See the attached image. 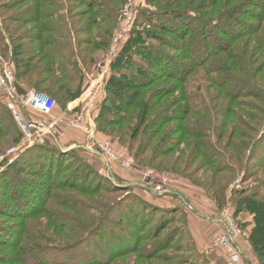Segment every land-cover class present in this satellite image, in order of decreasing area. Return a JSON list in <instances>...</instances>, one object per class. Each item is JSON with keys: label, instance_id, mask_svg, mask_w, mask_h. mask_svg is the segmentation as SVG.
Here are the masks:
<instances>
[{"label": "trees", "instance_id": "trees-1", "mask_svg": "<svg viewBox=\"0 0 264 264\" xmlns=\"http://www.w3.org/2000/svg\"><path fill=\"white\" fill-rule=\"evenodd\" d=\"M25 1L32 6L30 12L18 15L14 21L31 26L33 29L17 41L11 34L14 31L10 30L7 19L3 16L4 10L13 9L17 1H7L2 5L3 0H0V53L15 67L14 89L17 95H24L34 89L51 98L61 110H65L70 103L79 98L87 85L88 78L93 75L94 65L101 59L97 53L105 54L108 51L112 35L118 26L120 10L124 6L123 0H21L22 3ZM161 1L145 0L149 10H139L137 13L129 39L111 65L101 108L95 118L97 129L102 135L116 140L118 146L124 149L127 156L142 169L145 167L155 169L151 167L152 164L161 157L169 156L174 148L185 149L190 146L192 148L190 152H193L190 161L201 159L204 162L210 172L208 177L215 192L211 194L207 188L190 178L177 176L198 185L217 205L231 208L232 216L238 226L241 223L239 219L245 221L249 218L241 224L245 229L247 227L250 229L248 241L251 254L253 257L255 255L262 264L260 250H264V235L260 230L264 229V181L246 184V180L247 168L256 170L264 168V96L260 97L264 95V85L258 84L251 76L254 70L250 60L246 59L247 55L250 56L246 42H251L254 32L263 31L264 0H257L259 14L255 16L257 20L255 24H245L241 19L242 14L239 12L236 14V10L223 11L215 16L203 13L200 7L198 8L201 0H170L165 4ZM183 4L186 6L183 7ZM150 16L153 19L149 18ZM245 16H250L248 11ZM8 19L11 21L10 18ZM194 24L198 26L195 28ZM103 26L105 29L101 30ZM203 27H206V31L202 29ZM192 32L198 39L195 45L188 47L187 40ZM166 34L175 36L182 42V46L160 45L163 43L162 35ZM239 43L245 46V51L233 53L232 47L239 46ZM158 44L176 54L166 56L159 49ZM185 48H187V56L179 57L177 54ZM225 53H229V56L235 60L233 68L237 69L238 66V73L244 74L240 77L248 78V82L241 81L242 83L234 84L233 87L238 88L240 93L243 91L242 96L246 94L248 99L259 103L257 106L244 101L240 108L243 116H238L239 122L234 123L232 128H228L225 122L230 118L229 115L233 114L232 110L227 109L226 117L225 113L217 115L214 111L216 107L212 108L210 105L202 85L199 86L197 93L193 94L189 90L194 82L191 76L197 69H203L202 71L213 79L220 77L218 90L223 91L226 88L227 82L225 83L223 78L227 77H224V72L229 71L230 76L236 75L234 74L236 72L224 65L211 67L212 65L207 63L210 57ZM253 53L251 52V55ZM163 80L169 81L173 90L155 89L142 98L147 88ZM253 88L261 94L254 93ZM172 94L178 95L176 97L181 100L177 104L182 105L179 109H173V113L162 106L163 103L165 104V98ZM155 108H158V111L152 115ZM131 109L134 111L129 116ZM0 112L8 114L7 118H4L5 121L0 119V138L12 143L13 146L19 144L23 134L16 120L1 101ZM195 116L200 120L197 123H193L192 118ZM246 117L250 118V123L243 121ZM216 118L221 120L216 122ZM175 122L178 124L175 132L171 136L162 135L161 131ZM109 127L114 128L110 133L107 131ZM156 136L161 138L160 143L150 150L151 157L144 163L140 159L145 156L144 153H148L147 149ZM137 138H141V142L134 151L131 142L137 141ZM219 144L222 148L218 146ZM2 152L0 149V153ZM183 153L180 152L177 157L176 166ZM76 157L78 155L74 149L66 150L60 143H55L54 140L53 143L48 141L30 147L9 166L11 172L7 174L8 171L5 170L2 171L3 175L1 174L4 178L11 179L8 188L14 191L12 194L17 200L15 201L18 209L25 206L28 208V205L34 206L35 202L27 198L38 194L40 203L36 206L37 212L48 216L53 223L55 221L51 213L46 210L50 199L55 200L56 205L71 211L75 216L79 213L88 216L89 225L85 228L87 233L84 236L81 233L78 237L84 239L99 236L102 240L105 239L108 248L107 259L97 261L92 257L89 262L76 263L74 260L70 262L71 264H111L114 257L125 254L131 248L132 240L135 243L145 240L142 230L148 231V227L145 230L144 228L150 226V223L154 225L152 230H161V233L168 224L175 221L176 215L180 214L179 209H160L135 195L123 198L122 193H130L131 187L112 182L111 179L95 172L86 163V165L81 164L80 159L77 162L88 174L87 177L82 178L83 183L75 180L70 174L73 171L60 177L67 162L75 160ZM162 163L154 166L160 167ZM225 173L232 176L239 175L242 178L240 188L233 189L229 195L227 186H223L222 189L216 182L217 176ZM25 175H29L30 180ZM35 183H40V188H37ZM71 189H76L88 198L92 196L95 198L91 199L94 204L82 202L77 208L81 200L76 197H73L68 204L63 196ZM51 192L55 193L54 198L50 196ZM18 193L24 200L20 204ZM115 193H120L123 199L118 201L109 197ZM181 203L184 208L188 207L185 201ZM35 209L18 210L13 213V216L17 215V220H20L22 226L18 232L13 228L0 227V244L14 246L17 250L22 245L26 251L32 250L26 243L29 235L27 224L30 216L37 214L34 212ZM123 211L127 212L124 219H117L113 214L114 212L121 214ZM124 220L126 228L121 225ZM182 221L185 223V219L176 218L179 225ZM130 225L133 229L128 228ZM182 229L180 225L179 231L163 236L159 244L160 250L165 253L174 249V238L182 234ZM31 234L41 235L30 232ZM69 239L72 240V237ZM77 243L78 241L69 247H76ZM179 252L174 250L173 254ZM169 257L172 261L170 258L167 260L171 264H182L177 262L178 257ZM20 258V264H28L27 258L22 256ZM187 261L190 264H201L193 261L191 257H188ZM39 263L32 259V264Z\"/></svg>", "mask_w": 264, "mask_h": 264}, {"label": "rangeland", "instance_id": "rangeland-1", "mask_svg": "<svg viewBox=\"0 0 264 264\" xmlns=\"http://www.w3.org/2000/svg\"><path fill=\"white\" fill-rule=\"evenodd\" d=\"M7 1H13V0H3L2 5H4ZM14 1H17V2L14 3L13 9L4 10L3 16L5 19H7L8 27L10 28V30L14 31L11 33L13 34L14 39L19 41L23 35L25 36L26 34H29L30 32H32L33 27L27 26L24 24L23 25L18 24L14 20L17 19L18 15L30 12V9L32 8V6L26 1L24 3H22L21 0H14ZM130 1L132 0L122 1V3H124V6L120 10V16L118 18V26L112 35L109 48L117 33V30L119 29L120 23L122 22V12L127 7V4ZM161 2L165 4L167 2H170V0H162ZM185 6L186 5L183 4V7ZM137 7H138L137 13L139 12V10L140 11L149 10V8L146 7L145 0L137 1ZM199 7L201 9L200 10L201 12L206 13V14H211L214 16L223 11L236 10L235 11L236 14L237 12L242 14L241 19L242 21H244L245 24H249V23L255 24L257 22V20L255 19V16L259 14V12L257 11L258 10L257 0H201L198 5V8ZM160 8H164V7H160ZM247 11L250 14L249 17L245 16V14H247ZM137 16L138 14L136 15V18ZM8 18H10L11 21H9ZM149 18L153 19V17L151 16ZM85 19H87V17ZM85 19L83 20L86 21ZM197 26L198 24H194L195 28ZM146 27L149 28L147 25ZM206 27H203L202 29H205L206 31ZM104 29L105 27L103 26L101 30H104ZM262 29L263 31L261 32H259L258 30L259 33L254 32L255 33L254 38H253L254 40L251 39V42H248V41L246 42V46H248L247 51L250 54V56L247 55L246 59L248 61L250 60V63L252 64L251 67L254 70V72L250 74L252 78L254 79V81H256L258 84L264 85V51H263L264 49L263 48L264 28ZM194 34L195 33L192 32L191 36L188 37V40H187V43H189L188 47L195 45L196 43L195 41H197L198 39L196 36L194 37ZM129 36H130V33L126 41L120 45V51L122 50L123 46L129 39ZM162 42L163 43L160 44L162 46L164 45L171 46L172 44L176 46H182V42L171 34L162 35ZM200 44H202V42H200ZM160 45H159V49L163 53H165L166 56H169L171 54L172 55L176 54L172 50H168L167 47H161ZM238 45L239 46L237 47L236 46L234 48L232 47V51L234 49L233 53H242L243 51H245L246 48L244 45L241 46L240 43ZM198 47H200V45H198ZM109 48H108V51H109ZM186 49L187 48H185V50L180 51V53L177 55L179 57L181 56L185 58L187 56ZM108 51L105 54L101 52L97 53V56L101 57V59L97 61L96 64L94 65L93 75L90 77V79H93L95 77L96 72H97V66L100 63V61L102 62L106 58L105 56L108 55L107 54ZM250 51L254 53L251 55ZM207 63L208 65H212L211 67L218 66V65L220 66L224 65L226 67H229L234 72H236L234 74L238 76L236 75L230 76L229 71L224 72L225 73L224 77H227V78H223L225 80V83L227 82L226 88L223 91H220L218 90L219 86H217L220 82V79H221L220 77H216L215 79H213L211 77H208L207 73L205 74V72L202 71L203 69H197V71L193 74V76H191V78L194 79V82L192 83V87H190L189 90L193 94L197 93L199 92L198 91V89L200 88L199 86L202 85L204 88V91L206 92L207 98L210 100V103H211L210 105L212 106V108L216 107L214 111H216L217 115H221V113H225L226 111H228L227 109L232 110L233 114L231 116L229 115L230 118L227 121H225L228 125L227 127L232 128V125L234 126V123L239 122L238 116H243L241 115V113L243 112H240L241 111L240 108H242V104L244 101L246 102L249 101V103H252L253 105H257V106L259 103L258 101L256 102V100L251 101L250 99H248L246 97V94L245 96H242L241 93L243 91H241L240 93V90L238 88L233 87L234 84L236 85V84L242 83L241 81L248 82V78L240 77L244 74L238 73L237 71L238 66H237V69L233 68V65H235V60L231 56H229V53L210 57ZM13 69H14V75H15L16 70H15L14 65H13ZM212 82H215L217 84L214 85ZM171 88L172 87L169 81L167 80L160 81L150 86L149 88H147V90H145L144 92L146 94H142V98L152 93L155 89H167L171 91L173 90ZM253 89H254V93L261 94L260 91H258L256 88H253ZM31 90H34V89H31ZM202 95L204 96V94ZM233 95H235L236 97H234ZM176 96L178 95L172 94L168 96L167 98H165L166 100L165 104L163 103L162 105L163 107H166L165 109L171 110L172 113H173V109L175 108L179 109L182 106L180 104H177L178 101H180L181 99L179 100V98ZM262 96L264 95H260V97ZM0 101L2 102V104L5 105L7 110L16 120L13 114L14 112L12 110L13 104L10 101V99L5 98L4 100L0 98ZM58 110L62 113L66 111L67 109L61 110L58 106H56V111ZM133 111H134L133 109L130 110L129 116L133 113ZM156 111H158V108L154 109V112L152 115H154ZM76 112L77 111H73L72 113H70L69 118L74 117ZM224 115L226 117L227 113H225ZM0 116H1L0 119L4 120V118H7L8 114L5 115V113L0 112ZM192 119H193V123L194 122L197 123L198 121H200L198 120L196 116L193 117ZM249 119L250 118L246 117L243 119V121L244 122L248 121L250 123L251 121ZM64 120L65 119H63V121ZM219 120L221 119L216 118V122ZM16 123L18 124L17 120H16ZM94 123H95V129L97 133V137H96L97 140L111 142L114 148V152L120 157L121 160L128 161L130 167L128 169H124L118 163H115L112 165V171H109L107 163L106 165L99 157H96L95 155H92L89 152H87L84 147L81 148V146H84V143H85V140L83 138H82V141L74 138L75 145L72 148L70 147L68 148L67 144L66 145L62 144V146L65 147L66 150L74 149L75 153L78 155L79 158L76 157L75 160L73 161L71 160L70 162L68 161L64 170L61 171L62 175H60V177L73 171L70 174L73 175V177L75 178L77 182L83 183L82 178L87 177L88 174L85 172V168L82 167L77 162V160L80 159L82 160L81 164L89 165L95 172L107 177L108 179H111L112 182H116L118 185L126 184L129 187H131L130 193L128 192H125L124 194L122 193V195H124L123 198H127L130 195H135L143 199L145 202H148L154 205L157 208L164 209V210L165 209L173 210L176 208V209H179V212H180V214L176 215L175 221L171 224H168L166 226V229L161 232L162 234L160 233L161 230H156V231L152 230L154 226L153 223H150L149 224L150 226H146L144 230L147 229V227L149 230L146 232L142 230L145 240L138 241L136 243L132 240L131 242L132 244H130L131 248L127 250L125 254H120L114 257L111 260L113 262V263L111 262V264H171V262L167 260L170 258L169 256L178 257L179 259L177 262L179 263L182 262V264H190L187 261L188 257H191L193 261H197L201 264H229L227 259L223 255V253L211 249V246H212V243L215 237L224 232L225 228L218 220H220L221 211L223 209H226L227 206L221 207L217 205V203L213 199L209 198L208 196L204 194L203 190H201L198 185H195L193 184V182L191 183L189 180L177 176V175H180V176L183 175L185 177H188L194 182L200 185H203L205 188H207V190L211 194H214L215 190L213 187H211L210 179L208 177V174H210V172L207 170L206 166L203 164L204 162H202L201 159H197V161L192 160V162L190 161L191 160L190 157L193 154V152H190L192 148H190V146L185 148L186 150L184 149V147H179L177 149L174 148L169 156L161 157L158 160H156L152 164L151 167L155 168L156 170L160 172H164V173H160L150 167H145L144 169H142L141 167L136 166L134 161L130 157L127 156L126 151L124 149L118 146V143L116 140L110 139L106 137L105 135H102L98 131L95 120H94ZM177 127H178V124L177 122H175L174 124L166 126L161 131V133L162 135L170 134L169 136H171L175 132ZM63 128H64V125H63ZM113 129L114 128L109 127L107 131L110 133L112 132ZM65 132L66 130H64V133ZM22 136L23 138L21 142L14 146L12 143H9L8 141H4V139L0 138V149L3 151L2 153H0V177H3L0 179V227L3 229L13 228L14 231L16 232H18L22 224H20L21 223L20 220H17V215L13 216V213H15L18 210L19 211L20 210L21 211H25V210L32 211V209L34 208H36L34 212H37L38 207L36 206L38 205V203H40V201L38 200V197H39L38 194L30 195L27 199L29 201L35 202L34 204L35 207L32 205H28V208H26L25 206L24 208L22 207L18 209L19 207L16 204L17 200L13 197V194H12V192L14 191H11L8 188L11 179L4 178V176H2L3 175L2 171H5V170L8 171L7 174L11 172V169L9 166L30 148V147L23 148L19 152H17L18 154L15 153L14 155L7 156V152L10 149L15 148V147L17 148L23 144V142L25 141V137L24 135ZM45 139L46 140L44 141V143L48 141L53 143V140H54V139L52 140V138H50L49 136H47ZM160 140L161 138H159V136L154 137L151 142L150 148L147 149L148 153H144L145 156L141 158L140 160H142L145 163V161L151 157L150 150L152 148H156V145L160 143ZM140 142H141V138H137V141L135 140L131 142L133 143L132 148L134 149V151L137 150V147ZM34 145H41V144H34ZM218 146L222 148L221 144H219ZM78 150H81V151H78ZM180 152H184V153L181 155V159L177 161V166H176L175 162ZM160 162H163L162 165H160V167H155ZM247 169H248L247 170L248 175H247L246 184L250 182L264 181V168L256 170L254 168L249 167ZM7 174L5 177H7ZM173 174H176V175H173ZM25 176L27 177V179L30 180L29 175H25ZM238 176L236 175L232 176L228 173L220 174L217 176L216 182L219 183V186L222 189L224 188L223 186L226 185L228 195H229V192L235 189L233 187H235L236 181L242 179L241 176L239 177ZM60 177L58 179H60ZM163 178L167 180L164 187L161 188V190H164L165 192L163 194H159L160 192L155 190L154 187L160 185L162 183ZM40 185H41L40 183H35V186L37 188H40ZM64 194L66 195L63 196V199H65L68 204H70V201L72 200L73 197L74 198L76 197L77 199L81 200V203L77 205V208L80 207L82 202L94 204V202L91 201V199H95V198H93L92 196L88 198L84 195H81L78 191H76V189L68 190ZM122 195L120 193H115L114 195H111L109 197H111L114 200L118 199L119 201L123 199ZM50 196L54 198L55 193L51 192ZM17 198H18L19 204L21 203V201H24L22 198V195L20 194L17 195ZM104 198H105V195H104ZM49 201L50 202H48V205L46 206V210L51 213L52 218L54 219L55 222L53 223V221L48 216L46 217L45 215L39 214L38 212L35 216H32V217L30 216V218L28 219L29 223L27 224L28 229L30 231L27 229L29 235H28L26 243H27V247L32 250L26 251L22 245L19 246L20 244L18 245L19 246L18 250L15 249L14 246L11 247L9 245L0 244L2 245L0 246V264H20L21 256L27 258L28 264H32V259H35L36 261H39L40 263H51V264L55 262L71 264L70 262H73L74 260L76 263L89 262L92 257L95 258L97 261L99 260L105 261L107 259V251H108V248H106L105 239L102 240L99 236H90L84 239H81L78 237L81 233H83V236L87 233L86 232L87 229L85 230V228H87V226L89 225L88 218H87L88 216L81 215L80 213L79 215L81 216L79 215L75 216V214L71 213V211L65 210L64 208H61L60 206L56 205L55 200L50 199ZM184 201L188 205V207L186 208H184L181 203ZM227 209H229L230 213L232 214L233 210H231V208H227ZM126 213L127 212L123 211L121 214H118L117 212H114L113 214H115V217L117 219H124L127 215ZM178 217L180 220L185 219V223L184 221L180 223L181 228L183 227L182 234L179 237L174 238V242H173L174 249H171L167 252L165 251L164 253L159 248L160 240L167 233L180 230V225L178 222H176V218ZM248 220L249 218H247L245 221H243L242 219H239V222L243 224L244 222ZM241 223L239 224L240 226H238L236 222L237 227L239 229V237L237 239V245L242 254V261L239 264H260L258 259L255 257V255L253 257L251 254L250 244L248 241L250 229L248 227L245 229V227H242ZM121 225H123L126 228V221L124 220L121 223ZM55 226H58V228L62 226L64 228L58 229ZM128 228L133 229V226L130 225ZM30 232L35 233V234L40 233L41 235H32V234L30 235ZM260 233L264 235V229H261ZM69 237H72V240H70ZM77 241L78 243L76 245L78 246L71 248L72 247L71 245H73ZM124 246H126V244H124ZM174 250H179L180 252L178 254H173ZM260 252L262 256L261 263L264 264V250L262 251L260 250ZM66 253L67 255H65ZM173 264H177V263H173Z\"/></svg>", "mask_w": 264, "mask_h": 264}, {"label": "built area", "instance_id": "built-area-1", "mask_svg": "<svg viewBox=\"0 0 264 264\" xmlns=\"http://www.w3.org/2000/svg\"><path fill=\"white\" fill-rule=\"evenodd\" d=\"M137 1L132 0L122 12V22L111 43L108 55L98 64L97 72L93 79H90L87 87L77 99V111L72 118H64L56 113V104L48 96L30 90L24 95H17L14 89V69L13 65L0 53V98L10 99L12 102L13 114L25 137V141L19 147L10 149L7 156L14 155L23 148H29L34 144H43L45 138L58 139L63 135L64 127L71 131L80 133L85 140L84 148L87 152L99 157L108 170L112 171V165L118 163L122 168L128 169L129 162L121 160L114 152V148L109 141L97 140L94 120L100 111V104L104 97L105 86L110 73L112 63L117 59L120 52V45L126 41L137 15ZM63 119H65L63 121ZM18 154V153H17ZM106 164V165H107ZM167 180L162 179V183L155 186L159 194ZM241 180L235 183V189L240 188ZM221 224L224 232L213 240L211 249L223 253L229 264H239L242 261V254L237 245L239 229L236 221L232 217L229 209H223L220 214Z\"/></svg>", "mask_w": 264, "mask_h": 264}, {"label": "crops", "instance_id": "crops-1", "mask_svg": "<svg viewBox=\"0 0 264 264\" xmlns=\"http://www.w3.org/2000/svg\"><path fill=\"white\" fill-rule=\"evenodd\" d=\"M89 81H90V77L88 78V82H87V85H88V83H89ZM87 85H86V87H87ZM85 89V88H84ZM84 91V90H83ZM82 91V92H83ZM82 94V93H81ZM80 97V96H79ZM78 99V98H77ZM75 100L74 102H72V103H70L68 106H67V110L66 111H64V112H60L59 110L58 111H56V113L58 114V115H62L64 118H69V114L70 113H72L74 110H76V108H77V105L79 104V101L78 100ZM63 128V127H62ZM64 130H66V132L64 133V131H63V135L58 139V140H55L54 139V141L55 142H57V143H60L61 145L62 144H67L68 146V148L70 147V148H72L74 145H75V141H74V138L75 139H79V140H81L82 141V135L80 134V133H78V132H76V131H71V130H67V129H65V127H64ZM67 135V136H66ZM63 142V143H62ZM66 147V148H67ZM82 148H83V146H81ZM219 221V220H218ZM221 223V222H220Z\"/></svg>", "mask_w": 264, "mask_h": 264}]
</instances>
